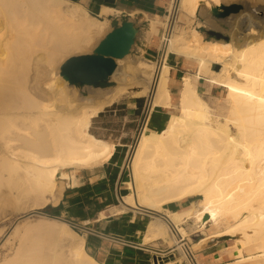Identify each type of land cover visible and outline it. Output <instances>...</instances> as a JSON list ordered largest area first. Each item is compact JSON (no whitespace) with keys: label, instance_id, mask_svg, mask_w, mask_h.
<instances>
[{"label":"bare ground","instance_id":"6f19581e","mask_svg":"<svg viewBox=\"0 0 264 264\" xmlns=\"http://www.w3.org/2000/svg\"><path fill=\"white\" fill-rule=\"evenodd\" d=\"M223 1L173 0L169 16L148 19L145 34L148 41L161 34L162 62L129 55L117 61L116 85L81 97L60 67L92 53L110 32L108 16L119 12L103 7L94 16L70 0H0V222L58 206L72 176L111 161L115 144L90 129L129 89H141L134 97L153 93L150 115L173 107L166 63L172 54L195 64V74L182 79L178 112L160 131L145 127L128 152L130 192L110 213L154 212L145 241L175 245L184 259V241L198 249L230 236L237 264H264V38L207 41L179 25L193 22L202 4L209 10ZM201 79L208 89H224L220 111L199 93ZM189 199L196 200L179 212L167 209ZM198 232L204 237L195 241ZM11 236L17 242L0 264H103L87 252L85 235L54 217L26 216Z\"/></svg>","mask_w":264,"mask_h":264},{"label":"crops","instance_id":"0c3cea01","mask_svg":"<svg viewBox=\"0 0 264 264\" xmlns=\"http://www.w3.org/2000/svg\"><path fill=\"white\" fill-rule=\"evenodd\" d=\"M70 1L82 4L96 15L102 11L103 7L116 10L119 13L109 15L108 19L114 27H117L127 20H133L138 26L139 23L148 22L149 18L166 15L173 0H115L114 4L106 0ZM211 14L208 10L207 15L211 16ZM142 50L144 55L155 59L159 45L153 42L152 45L147 46L144 43ZM166 63L170 67L169 83H172V86L182 83L183 77L190 70V63L172 54L168 56ZM132 98L137 101L144 100L145 97ZM143 103L144 101L141 110L144 107ZM168 110L162 109L156 112L157 115L160 114L159 116L155 114L160 121L157 123L154 119H148L144 127L153 131L161 130L168 119L164 117ZM109 141L116 146L114 157L97 170H81L72 176L70 186L65 189L58 210L61 213L74 214L76 217L74 219L85 230L87 252L103 264H185L186 259L182 257L181 250L175 245L170 246L161 241H145L147 226L154 219L150 214L154 212L141 208L129 210L122 215H114L110 213V209L119 206L104 208L103 205L107 203V199L112 198V201H115L119 198L117 194L114 197L111 186L117 176L123 182L125 175H123L124 170L121 164L128 157V144L123 141V137ZM189 203L190 201L173 203L167 206V209L170 212H179ZM102 213L105 214L103 219L100 217ZM196 237L198 239L195 241H198L204 236L201 234ZM185 242L195 253L199 264H237L238 258L233 250L235 239L230 236L212 239L198 249L192 248L188 240L183 243Z\"/></svg>","mask_w":264,"mask_h":264},{"label":"rangeland","instance_id":"374dc122","mask_svg":"<svg viewBox=\"0 0 264 264\" xmlns=\"http://www.w3.org/2000/svg\"><path fill=\"white\" fill-rule=\"evenodd\" d=\"M237 3L243 6V9L240 11V13L231 16L228 19L225 20H217L214 19L212 16H208L207 14H203L204 10H207L205 8V5L202 4L197 15L196 19L193 20V22H189L187 20H182V22L179 23L180 27L182 29L189 30L190 28H196L198 29L204 36V40L207 41H217L221 43H242L246 39V36H255L256 38H264V0H224L222 4H232ZM210 11V9H209ZM90 12V11H89ZM208 12V10H207ZM90 14L97 16L95 13L90 12ZM166 16H169V12L166 15H162V18H165ZM173 16V17H172ZM171 16V20L173 21L174 16H177V14H174ZM248 17L254 24L252 27V31L254 32L253 35L250 34V22L248 20ZM152 17L151 19H153ZM208 21V26L205 25V23ZM202 23V24H201ZM140 28V34L137 39V44L134 46L132 53L130 54L129 61H135L139 57H145L146 59L155 62L160 63L163 60V55L161 52H157L155 59L153 57H149L147 55H144V51L142 50V47L144 43L149 46L152 45V43H157L159 45V50H161V34L155 35L150 39V41L146 38V31L148 29L149 23H139ZM115 28L114 25L110 23V31ZM164 27L160 28L161 33L163 32ZM208 30H214L221 34V38H216L214 36H211L207 33ZM227 38V39H226ZM239 40V41H237ZM147 41V42H146ZM93 52V50L91 51ZM124 66V65H123ZM189 71H187V74H195L196 71V65L193 63H190L189 65ZM221 69L220 65H214L213 70L219 71ZM69 85V84H68ZM116 85V81L110 80L107 84H101L98 88H92V87H76V90L79 91V93L82 96H88L91 92V90H107L111 87ZM181 87V83L177 84L176 86H172V83H169V88L172 94L173 98V107H171L168 110V113L165 114L164 117L169 118L172 113L178 112V99H179V90ZM199 93L204 97V99L209 103V105L215 110L220 111L221 106L225 105V92L222 88L213 87L208 89L207 83L201 79L199 81ZM140 88H132L129 89V93L123 96L116 104L115 106L108 107L100 118L93 120L92 127L90 129V132L96 136L97 138L109 141V140H119L121 137H123V141L127 142V151L131 152L132 148L135 147V145L138 142L139 136L142 132V130L145 128L144 123L148 119H154L157 123L160 121L158 117L160 114H152L150 115L149 107L153 98V93H148V95L144 98L143 103V109L140 114H136L138 109V104L136 103V100H134L133 92L134 91H140ZM219 99V100H217ZM216 102H220L221 106ZM222 112H226L225 110H222ZM157 131H160V129H156ZM112 142V141H109ZM126 160V159H125ZM122 168L124 170L123 175H125L124 180L120 181L118 179V176L115 177L116 180L113 183V186H111L113 190L114 197H119L117 200L112 201V198L107 199V203L104 204V208H111L113 206H121V198L127 195L130 191L128 190V186L126 185V182L129 180L130 177V170L128 168V157L127 160L121 164ZM98 168H96L97 170ZM95 170V169H94ZM120 170V168H118ZM118 173V171H117ZM75 176V175H74ZM67 195V194H65ZM196 199H189L190 202ZM111 206V207H108ZM58 206H48L46 209L38 210L37 212H29L26 214H23L21 216H18L17 218L13 219L11 221H2L0 222V230L2 228H6L5 234L0 237V254L7 253V250L12 248L14 244L17 242V239L12 238V231L13 227L18 221L26 216L29 215H47L50 217L57 218L65 223H67L72 229L77 231L79 234L84 236L86 233L84 232V228L81 226V224L74 218V214L71 213H61L57 208ZM151 216H157V214H150ZM211 226H208V229H210ZM201 235V232L193 233L191 237L194 238V240L198 239L196 236ZM235 239V238H234ZM9 240V241H8ZM236 240V239H235ZM186 243V242H185ZM184 244V243H183ZM245 256H248L249 253L246 251ZM245 264H251V263H245Z\"/></svg>","mask_w":264,"mask_h":264},{"label":"water","instance_id":"95a60500","mask_svg":"<svg viewBox=\"0 0 264 264\" xmlns=\"http://www.w3.org/2000/svg\"><path fill=\"white\" fill-rule=\"evenodd\" d=\"M106 1L115 3V0ZM242 9V5L232 3L214 6L210 11L214 19L225 20L240 13ZM207 33L216 38L222 37L214 30H208ZM139 34L140 28L133 20L123 22L113 28L92 53L66 60L60 67V76L70 86L76 87L98 88L101 84L109 83L118 68L117 61L132 53Z\"/></svg>","mask_w":264,"mask_h":264},{"label":"built area","instance_id":"2783aa9c","mask_svg":"<svg viewBox=\"0 0 264 264\" xmlns=\"http://www.w3.org/2000/svg\"><path fill=\"white\" fill-rule=\"evenodd\" d=\"M159 52L164 55L163 49L159 50ZM183 245V252L186 256L185 264H199L198 260L196 259L195 253L193 252L191 247L188 246L187 243H184Z\"/></svg>","mask_w":264,"mask_h":264},{"label":"trees","instance_id":"16d2710c","mask_svg":"<svg viewBox=\"0 0 264 264\" xmlns=\"http://www.w3.org/2000/svg\"><path fill=\"white\" fill-rule=\"evenodd\" d=\"M144 100L143 99H138L136 102H138V109H137V112H136V114H139V111L141 110V107H142V102H143ZM140 104V105H139ZM113 106H115V105H113ZM102 114V113H101ZM100 114V115H101ZM60 207V206H59ZM58 207V208H59Z\"/></svg>","mask_w":264,"mask_h":264}]
</instances>
